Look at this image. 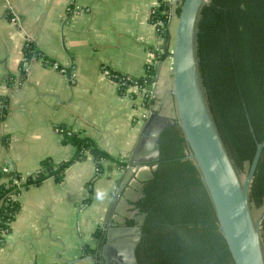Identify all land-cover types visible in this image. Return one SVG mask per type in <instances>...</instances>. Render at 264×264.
<instances>
[{
	"label": "crops",
	"instance_id": "obj_1",
	"mask_svg": "<svg viewBox=\"0 0 264 264\" xmlns=\"http://www.w3.org/2000/svg\"><path fill=\"white\" fill-rule=\"evenodd\" d=\"M177 2L169 11L172 38ZM159 5L160 0H0V107L9 98L10 108L0 120L1 170H12V162L25 177L45 158L72 157L75 148L63 143L59 126L89 136L114 159L100 176L87 158L70 165L62 182L49 178L23 191L0 246V264H105L96 231L105 235L109 219L114 225L140 221L134 202L155 169L151 129H143L153 108L160 123L177 119L171 54L158 59L164 40L152 16ZM28 38L71 75L37 61L22 80ZM172 45L173 39L169 52ZM149 66L156 70L155 82L131 84L125 93L103 73L107 68L144 78ZM151 93L154 102L147 105ZM131 160L144 165L131 168ZM118 161H126L127 169Z\"/></svg>",
	"mask_w": 264,
	"mask_h": 264
},
{
	"label": "trees",
	"instance_id": "obj_2",
	"mask_svg": "<svg viewBox=\"0 0 264 264\" xmlns=\"http://www.w3.org/2000/svg\"><path fill=\"white\" fill-rule=\"evenodd\" d=\"M181 1L177 2V15ZM72 6L69 13L74 11ZM170 8L171 0H160L152 16L154 23H164L160 29L164 40L163 52L158 55L160 61L170 54L169 43L173 39L168 28ZM202 42L212 104L235 159L243 169L245 164L252 162L257 144L264 141V0H211L204 18ZM37 61L47 66L57 65L64 71L55 59L28 38L21 64L22 80L30 74L24 64ZM108 70L111 79L122 84V93L131 84L142 88L156 80V70L151 66L144 78L130 79L120 72ZM70 71L65 69L64 73L69 76ZM153 102L154 95H148L146 104ZM9 112V98H4L0 120L3 121ZM58 129L63 135V143L75 148L72 157L59 162L45 158L36 172L25 177L15 169L4 173L0 168V246L20 211L18 196L23 191L40 186L49 178L62 182L70 165L87 158L93 160L98 176L104 173L107 161H114L89 136L69 126ZM189 154L180 126L165 128L161 134L159 157L150 162L155 166L153 175L144 182L142 196L134 202L144 219L126 222V225H138L141 229L136 249L139 264H235L208 190ZM117 165L127 169L128 163L118 161ZM251 187L257 204H264V150ZM90 200L91 196L85 202ZM95 236L100 238V253L104 235L98 230ZM90 252L92 250L86 247V253Z\"/></svg>",
	"mask_w": 264,
	"mask_h": 264
},
{
	"label": "water",
	"instance_id": "obj_3",
	"mask_svg": "<svg viewBox=\"0 0 264 264\" xmlns=\"http://www.w3.org/2000/svg\"><path fill=\"white\" fill-rule=\"evenodd\" d=\"M210 2H180L170 52L171 95L176 104L177 119L172 124L160 123L156 120L159 112L153 108L143 134L151 129L149 133L153 140L155 161L160 154L163 130L171 125L180 126L190 149L188 157L201 174L235 264H264V213L261 215L251 187L264 150V141L257 144L244 178L217 119L205 74L202 33ZM154 122L155 126L151 128ZM9 164L13 170V163ZM143 165V161L134 160L129 164L131 168ZM143 219L141 216L138 220L141 222ZM140 236L138 225H114L109 219L101 249L104 263L139 264L136 249Z\"/></svg>",
	"mask_w": 264,
	"mask_h": 264
},
{
	"label": "built area",
	"instance_id": "obj_4",
	"mask_svg": "<svg viewBox=\"0 0 264 264\" xmlns=\"http://www.w3.org/2000/svg\"><path fill=\"white\" fill-rule=\"evenodd\" d=\"M171 2H174V0H171ZM155 24L158 26V30L159 31H160L161 27L164 25V23L162 21H158ZM24 68L26 69V71H29L30 70V63H28V62L25 63L24 64ZM103 73H104L105 76H107V77H109L111 79V73H110L109 70H104ZM3 172L4 173H8V172H10V169L6 167V168L3 169Z\"/></svg>",
	"mask_w": 264,
	"mask_h": 264
},
{
	"label": "rangeland",
	"instance_id": "obj_5",
	"mask_svg": "<svg viewBox=\"0 0 264 264\" xmlns=\"http://www.w3.org/2000/svg\"><path fill=\"white\" fill-rule=\"evenodd\" d=\"M248 168H249V165H248V164H245V166H244L243 169L240 168L241 171H242V174H243L244 178H245V176L247 175ZM258 207H259L260 213H261V215H262V214L264 213V204H260V205H258Z\"/></svg>",
	"mask_w": 264,
	"mask_h": 264
},
{
	"label": "bare ground",
	"instance_id": "obj_6",
	"mask_svg": "<svg viewBox=\"0 0 264 264\" xmlns=\"http://www.w3.org/2000/svg\"><path fill=\"white\" fill-rule=\"evenodd\" d=\"M171 59V64H172V58H170ZM172 66V65H171Z\"/></svg>",
	"mask_w": 264,
	"mask_h": 264
}]
</instances>
